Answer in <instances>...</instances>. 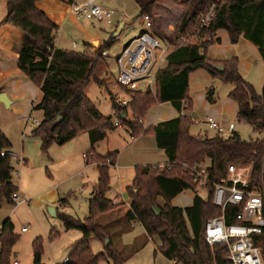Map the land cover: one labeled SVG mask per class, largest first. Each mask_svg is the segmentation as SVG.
Instances as JSON below:
<instances>
[{
	"label": "trees",
	"instance_id": "1",
	"mask_svg": "<svg viewBox=\"0 0 264 264\" xmlns=\"http://www.w3.org/2000/svg\"><path fill=\"white\" fill-rule=\"evenodd\" d=\"M4 1L7 13L0 21V27L10 26L24 34L18 68L40 89L43 96L42 102L34 110L42 111L44 119L33 136L42 141L45 153L54 144L63 147L81 135L89 136L92 149L87 154L86 165L93 164L98 171V181L89 199V216L84 222L65 214L57 216L66 231H78L83 235L64 264H99L107 256H95L90 240L95 236L105 241L108 235L97 221L102 216L118 212L122 206L106 198L110 190V168L115 167L118 154L101 156L96 153L95 147L117 126L113 117H105L98 111L85 91L91 80L100 84L95 76L96 71L101 62H106V53L119 37L111 33L97 49L87 46L88 49L83 52L62 50L56 46L59 27L37 6L43 0ZM135 1L141 10L140 16L147 17L150 23L149 30L141 31L139 36L154 31L159 39L168 42L167 45L176 50L169 55L166 67L159 72L154 93L150 90L140 92L122 89L130 99V104L123 108L113 99V110L119 123L129 128L133 139L153 135L158 149L163 150L168 159L165 166H171L172 169L161 171L160 165L136 167L135 179L127 190L131 202L125 216L130 223L141 224L149 238L160 240L157 251L170 262L231 264L226 261V246L211 248L205 240L207 221L221 215L213 206L211 197L204 200L195 196L193 205L188 208L175 207L172 202L185 191L197 190V183L191 175L183 173L185 164L193 167L208 162L206 166L211 186L227 176L230 165L249 166L251 188L261 185L264 174V85L261 94H258L255 87L241 75L238 58L217 63L209 59L208 51L220 44L216 35L224 30L232 45L244 38L257 47L264 62V0H172L173 4L185 9L173 39L165 37L157 23H153L156 22L153 11L160 0ZM213 6L214 18L208 27L200 28L202 18ZM195 36L199 37L198 41L185 43ZM214 66H222L223 73L215 71ZM199 70L206 71L224 84L234 86L229 99L238 105L237 120L250 125L255 133L262 136L261 139L248 142L236 133L228 138L222 135L208 138L190 134L193 121L183 116L182 112L192 111L189 78ZM213 97L212 89L211 94H207L209 102H213ZM164 103L174 107L177 118L148 129L141 123L137 124L138 121H144L153 106ZM127 108L137 117L136 122L123 117ZM58 118H61V122L56 124ZM11 148L9 139L0 131V209L4 204L13 205L12 196L19 190L13 184L16 162ZM154 209L160 211L159 215ZM233 213L235 211L230 208L228 216L232 218ZM14 230L10 219L0 228V264H10L12 250L19 240ZM261 247L264 258V237ZM33 248L34 264H42L40 239L34 242ZM106 251L115 264L123 263L112 247Z\"/></svg>",
	"mask_w": 264,
	"mask_h": 264
},
{
	"label": "rangeland",
	"instance_id": "2",
	"mask_svg": "<svg viewBox=\"0 0 264 264\" xmlns=\"http://www.w3.org/2000/svg\"><path fill=\"white\" fill-rule=\"evenodd\" d=\"M105 1L109 2L107 3L109 7H113L112 10L118 11L119 9L116 7H119L120 12H115L112 26L106 27L105 25H100L105 27L109 33L110 31H112L111 33L115 32L121 24L127 26L121 36H118V41L108 50L106 62H101L96 71L95 76L100 81V84L95 82V80H91L85 94L102 115L113 117V121L115 122L119 118L113 110V99L120 105L121 101L126 98L125 93L114 88L119 76L117 57L121 53L122 46L125 44L129 46L131 41L136 40L142 29L146 26V22H144V18L140 16V13L137 12L139 6L136 1L130 0L129 4L128 2L124 3V0ZM178 9L185 13L184 7L173 4L172 0H160L153 11V19L156 21L153 23H157L160 32L167 38L173 39L175 30L180 23L177 20L179 16L177 14ZM6 13V3L4 0H0V19H4ZM163 24H165V27H163ZM167 29L173 31L170 37H168ZM152 32H148L147 34L157 37L154 31ZM56 36L58 37V32ZM74 41L81 44L79 51L83 52V42L76 38ZM161 41L165 44L168 43L164 40ZM95 43H98V45H92L93 49L99 48L102 44L99 41H95ZM208 53V57H210V52L208 51ZM199 71L198 74L201 78L198 77L195 82L192 81L190 95L196 96L198 94L200 96L199 101H202L201 96H205L206 81L211 80L208 78L213 77L204 70ZM213 80H215L213 82L214 87L207 89L208 96L213 89L218 104H227L231 108L229 94L234 90V86L224 84L215 78ZM24 81L26 82L25 85L16 91V96L11 97L12 106L7 108L0 102V131L7 136L12 144L11 152L18 157L19 161L20 159L23 161L14 164L13 180L19 187L21 198L27 200L29 203L19 206L4 204L0 209V228L7 219H10L15 228V235L19 236V240L12 250L10 264H34L33 244L38 239H40L42 249V264H64L72 252L75 243L82 239L83 235L78 231H66L57 215L65 214L76 220L85 221L89 214V199L98 181V171L95 165L90 164L87 166V160L83 156L85 153L87 155L92 149L87 135H81L63 147L54 144L47 153L42 150V141L33 136L34 131L44 119L42 111L33 109V106L41 102L42 93L26 77ZM150 91L154 93L155 86ZM257 92L261 94L262 88ZM156 106H153L148 111L147 118L157 108ZM192 107V112L199 120H197L198 123L193 122L190 133L206 137L204 131H208V138L217 135L215 131L208 130L205 124L206 120H204L207 119L208 113L197 103V100L193 102ZM127 112L132 116L130 121L136 122L137 117L131 112L130 108H127ZM144 121H138L137 124L141 123L144 126ZM148 121L146 120V124H148ZM218 123L224 129H227L230 124H234L235 133L244 141H256L262 138L260 134L253 131L250 125L239 123L237 119H233L230 116L229 119H224ZM129 132V128L126 125L117 127L114 132L108 134L105 142L95 147L96 152L101 155L108 154V151L112 153L119 152L116 161L117 166L129 173H131L130 167L133 168L135 164L164 161L165 156L158 153L148 139L145 141L146 147L144 148L146 154L143 156L133 155L131 147L133 142L130 139ZM230 136L231 134L227 133L223 135L226 138ZM208 164L207 162L200 166L204 167ZM238 166L240 167V165ZM183 173L186 174L187 172L185 173L184 171ZM114 180H116V176ZM116 186L117 189L121 188L118 184ZM52 191L56 192L59 197L58 202L55 204L51 201ZM195 196L206 200L209 194L204 190L198 192L185 191L173 200L172 204L179 208L191 207ZM121 197L114 201L116 204L122 206L119 211L102 216L97 221L108 235L106 240L101 241L95 236H92L90 240V246L95 256L99 254L107 256L106 260H103L99 264H115L107 255L106 249L110 247L121 256L123 260L122 264H170L169 260L157 251L160 246L158 238H149L139 223L134 222V228H131L132 223L122 213L126 209H129L130 204L127 205L126 203L131 202L128 191ZM159 202H162L161 199H159ZM49 208L55 209L56 217L51 216ZM23 228H27L25 233L22 232ZM107 240L110 241L111 246H106Z\"/></svg>",
	"mask_w": 264,
	"mask_h": 264
},
{
	"label": "built area",
	"instance_id": "3",
	"mask_svg": "<svg viewBox=\"0 0 264 264\" xmlns=\"http://www.w3.org/2000/svg\"><path fill=\"white\" fill-rule=\"evenodd\" d=\"M72 14L78 21H90L112 26L114 23V11L105 9L97 3V0H87L82 4L72 5ZM215 7L213 6L200 22V28L209 26L214 18ZM145 31L150 28L148 18ZM199 37L195 36L185 41L187 44L195 43ZM76 48V45H75ZM165 51L161 48L157 39L145 33L139 36L133 43L124 48L117 60L119 76L115 88L129 91L146 92L155 86L158 75V66L165 63ZM130 99H123L122 107H127ZM210 129L220 134L226 132L220 124L212 119H207ZM119 127L120 123L115 122ZM234 125L229 126L228 132L233 133ZM4 156V155H3ZM87 160V155H84ZM16 163L23 162L14 157ZM171 166L161 164L159 170L170 171ZM183 170L191 175L197 183V190L208 192L214 207L221 215L211 218L205 226V240L209 247L226 246L228 254L226 261L231 264H264L262 255V237H264V174L261 185L251 188V167L230 165L227 176L219 183L211 186L210 174L207 166L190 167L183 165ZM209 187L212 188L211 193ZM14 205L19 206L29 203L13 194ZM235 211L232 218L228 216L229 209ZM233 223H229V222ZM27 228H23L25 233ZM175 264V263H174Z\"/></svg>",
	"mask_w": 264,
	"mask_h": 264
},
{
	"label": "crops",
	"instance_id": "4",
	"mask_svg": "<svg viewBox=\"0 0 264 264\" xmlns=\"http://www.w3.org/2000/svg\"><path fill=\"white\" fill-rule=\"evenodd\" d=\"M87 0H43L38 3V8L42 11H44L47 16L50 18V20L56 24L59 27L58 30V37L56 36V46L59 49L62 50H67V51H76L80 52L81 44H78L74 41V39H78L81 42H83L84 48L82 51H86L88 49L87 46L92 47V44L95 43V41H99L100 43H103L109 38V34H111L106 30L105 27L100 25V23L97 22H90V21H78L72 14V5L74 4H82L85 3ZM105 1V0H104ZM103 0H97V3L104 7L105 9L112 10L113 7H109V2H104ZM124 3L128 4L130 3V0H124ZM135 1V0H133ZM120 10L119 7H116ZM114 11V13H118L120 11ZM140 8L138 7L137 12L140 13ZM177 14H179L177 20L178 23L182 19L184 12L182 10H177ZM125 19V17H124ZM2 19H0L1 21ZM169 20V19H168ZM171 20V19H170ZM145 22V21H144ZM168 22V21H167ZM166 22V23H167ZM120 26V25H119ZM127 25H125L126 28ZM107 27V26H106ZM163 27H165V24H163ZM124 28V29H125ZM118 29V28H117ZM116 29V30H117ZM115 30V32H116ZM145 30V27L142 29V31ZM168 31V37L173 33L172 30L167 29ZM114 32V33H115ZM123 32V31H122ZM141 33V32H140ZM122 34V33H121ZM120 34V36H121ZM140 35V34H139ZM139 37V36H138ZM137 37V38H138ZM155 39L158 40V42L161 45V40L158 39L153 35ZM23 38L24 34L10 26H2L0 27V95L1 94H6L9 100H12L11 97L16 96V91L20 89V87L25 85V75L19 70L18 68V60L20 56V51L22 48V43H23ZM216 39L220 40V44L214 45L210 48V59L212 61H215L217 63H223L232 60L233 58H238L239 59V66H240V72L241 75L253 86L256 87V91H258L260 88H263L264 85V62L260 56L259 50L257 47H255L253 44H251L249 41L245 40L244 38H241L239 42L236 45H232L230 42L229 35L226 31L221 30L217 33ZM94 42V43H93ZM76 45V48H75ZM127 46L125 44L122 46V50ZM167 44L162 42L161 48L164 49L165 54H163L164 57H166V61L163 65L158 66V75L160 72V69H162L164 66L167 65L168 57L169 55L176 50V48L170 47ZM218 50V51H217ZM223 51V52H221ZM108 56V53H106ZM121 54V53H120ZM120 55H118L119 57ZM209 56V53H208ZM117 57V60H118ZM200 71H196L190 75L189 78V97L192 101V103L197 100V103L200 104L205 112L208 113L207 119L212 118L218 122H221L224 119H229V116L232 117L233 119H237V113H238V105L230 100L231 103V108L225 105H219L218 101L215 99V92H214V97H213V102H208L207 100V89L213 86V80L214 78H208L211 80H207L206 82V89H205V96H201V100L199 101L200 96L197 94L196 96L190 95V86L192 81H196L201 76H199ZM157 75V76H158ZM210 77V76H208ZM117 82V81H116ZM116 85V84H115ZM115 88V86H114ZM117 89V88H115ZM122 91V89H119ZM123 92V91H122ZM258 93V92H257ZM259 94V93H258ZM128 99L127 96H125ZM43 100V96L41 99V102ZM40 102V103H41ZM39 103V104H40ZM38 104V105H39ZM13 105V102H11V106ZM37 106V105H36ZM33 106V109L34 107ZM122 107V106H121ZM153 110V113L147 118H145L144 121V126L146 129L150 127H156L160 125L161 123L173 120L177 118L178 113L174 109V107L170 103H164V104H158ZM124 108V107H123ZM210 114V115H209ZM125 117H127L128 120L132 119V116L127 112L124 114ZM123 115V116H124ZM183 116H186L190 118L194 123H198L197 116L192 111H186L184 110L182 112ZM207 119L205 121L206 126L208 127V130L210 131H215L209 128L207 124ZM146 120L148 121V124H146ZM118 121V120H117ZM115 121V122H117ZM223 124V123H222ZM231 125V124H230ZM234 125V124H233ZM121 126V124H120ZM224 129V128H223ZM228 129L226 130L227 134H234L235 133V125H234V131L233 133L228 132ZM130 131V130H129ZM206 137L208 136V131H204ZM217 135H224L220 134L218 131H215ZM111 132L107 133L106 139L103 141L105 142L107 140L108 134ZM131 136V141L133 142L132 144V150H133V155L137 156H143L146 154L144 152V148L146 147L145 141L148 139L150 143H152V146L155 150H157L158 153L161 155L165 156V159L163 162H157V163H138L135 164V166L131 168V173L123 171L122 168L117 166V163L114 168H110V190L106 194V198L111 201H115L117 198H122L121 196L130 188L133 184V181L136 176L135 168L136 167H145V166H156V165H163L168 162V159L164 153L163 150L158 149L156 140L154 136H142L138 139H133L131 131L129 132ZM191 134V133H190ZM87 135V134H84ZM192 135V134H191ZM214 135L212 138H214ZM88 136V135H87ZM196 136V135H192ZM200 136V135H198ZM203 137V136H201ZM89 139V136H88ZM76 140V139H75ZM73 142V141H72ZM101 142V143H103ZM100 143V144H101ZM89 144H90V139H89ZM91 146V145H90ZM157 147V149H156ZM89 153V152H88ZM87 153V154H88ZM97 153V152H96ZM99 154V153H97ZM113 154L111 151H108V154L106 155H101V156H107ZM119 155V152L117 153ZM86 155L83 154V156ZM74 160V157H73ZM27 162V161H25ZM93 165V164H92ZM89 166V165H88ZM94 166V165H93ZM115 169V170H114ZM116 176V180H114ZM13 184L16 185V183L13 180ZM116 184L120 185L121 188L117 189ZM19 189V187H18ZM115 189V190H114ZM94 190V188H93ZM18 194L20 195V190H18ZM21 197V195H20ZM58 195L56 192L52 191V196H51V201L53 204L58 202ZM175 200V199H174ZM129 205L130 203H126ZM130 210V205L129 209H126L128 212ZM124 211L122 212L123 214H126L127 212ZM126 212V213H125ZM57 215V214H56ZM89 216V214H88ZM87 216V217H88ZM82 221V220H81ZM84 222V221H82ZM138 223V222H136ZM133 224L131 228L133 229ZM170 262V261H169ZM175 262H170V264H174Z\"/></svg>",
	"mask_w": 264,
	"mask_h": 264
},
{
	"label": "water",
	"instance_id": "5",
	"mask_svg": "<svg viewBox=\"0 0 264 264\" xmlns=\"http://www.w3.org/2000/svg\"><path fill=\"white\" fill-rule=\"evenodd\" d=\"M125 28V24H121L118 29L116 30V32L114 33V37H118L122 31ZM93 45V44H92ZM213 69L215 71H217L218 73H223L224 68L222 66H214ZM0 102H2L7 108H9L11 106V101L8 99L6 94H1L0 95ZM125 118V115L123 116ZM61 122V118H58V120L56 121V124H59ZM156 214L159 215L160 211L158 209H154ZM49 212L51 214V216L56 217V211L54 208H49ZM106 246H110V241L107 240L106 241Z\"/></svg>",
	"mask_w": 264,
	"mask_h": 264
},
{
	"label": "bare ground",
	"instance_id": "6",
	"mask_svg": "<svg viewBox=\"0 0 264 264\" xmlns=\"http://www.w3.org/2000/svg\"><path fill=\"white\" fill-rule=\"evenodd\" d=\"M94 46H97L98 45V43H95V44H93Z\"/></svg>",
	"mask_w": 264,
	"mask_h": 264
}]
</instances>
